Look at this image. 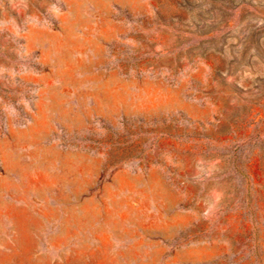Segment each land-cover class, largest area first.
Wrapping results in <instances>:
<instances>
[{
    "label": "rangeland",
    "instance_id": "1",
    "mask_svg": "<svg viewBox=\"0 0 264 264\" xmlns=\"http://www.w3.org/2000/svg\"><path fill=\"white\" fill-rule=\"evenodd\" d=\"M0 264H264V0H0Z\"/></svg>",
    "mask_w": 264,
    "mask_h": 264
}]
</instances>
